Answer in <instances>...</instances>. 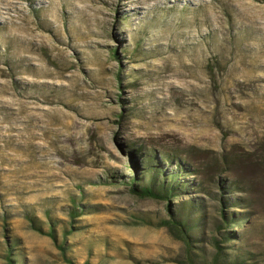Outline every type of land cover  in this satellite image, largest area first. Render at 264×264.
<instances>
[{"label": "rangeland", "instance_id": "rangeland-1", "mask_svg": "<svg viewBox=\"0 0 264 264\" xmlns=\"http://www.w3.org/2000/svg\"><path fill=\"white\" fill-rule=\"evenodd\" d=\"M183 204L199 264H264V0H0V264H68L32 217L75 264H190Z\"/></svg>", "mask_w": 264, "mask_h": 264}, {"label": "trees", "instance_id": "trees-1", "mask_svg": "<svg viewBox=\"0 0 264 264\" xmlns=\"http://www.w3.org/2000/svg\"><path fill=\"white\" fill-rule=\"evenodd\" d=\"M151 158V157H150ZM165 169L162 167H159L157 169H154V174L150 179V182L148 183L145 181L144 177H136L133 181V189L132 193L135 194L138 197L142 198H153L157 200H163L167 199L168 201H171L179 196V192L183 188H190L189 182L180 180V177L182 174V168L181 166H177V170H175L172 173H166L164 171ZM239 203V202H238ZM200 206L199 203H195V201L191 202V205L189 206L191 209H193V212L198 210V207ZM177 212L178 214L173 212V210L170 211L172 219L166 220L160 223L159 226L161 227H167L171 232L180 240H183L187 246H188V258L190 261V264H199L200 257L198 256L196 259V254L193 251L194 245L192 243V240H194V237L192 235L193 229L195 224L190 223V220L185 219L184 210H186L187 206L183 204L182 206H177ZM82 212L81 209H75L73 213H71L72 219L75 220V218L79 215V213ZM223 216L226 219V222L229 224V218L227 216L226 211H222ZM32 219V226L37 230L40 231L43 234H46L50 236L55 243L57 244L58 248L61 250L63 256L66 259V262L68 264H75L74 260L71 259L68 254L69 250L71 249V245L67 243V235H70L69 232H65V242L59 243L58 239V233L55 227H51L48 231L43 230L40 226L37 225V222L35 221L34 217ZM232 233H228V237H226V240L231 238ZM214 245L216 247V253L213 256V259L208 264H220L224 261L223 255L226 253L224 252L223 246L220 244L218 239H214ZM13 253H11V249L8 251L7 261L8 264H15L14 259L12 258ZM90 264V263H85ZM232 264H240L238 261H235Z\"/></svg>", "mask_w": 264, "mask_h": 264}]
</instances>
